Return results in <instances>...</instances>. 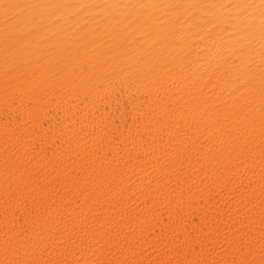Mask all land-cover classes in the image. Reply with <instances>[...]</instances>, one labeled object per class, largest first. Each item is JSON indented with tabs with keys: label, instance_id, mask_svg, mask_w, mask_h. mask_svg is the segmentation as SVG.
Listing matches in <instances>:
<instances>
[{
	"label": "bare ground",
	"instance_id": "6f19581e",
	"mask_svg": "<svg viewBox=\"0 0 264 264\" xmlns=\"http://www.w3.org/2000/svg\"><path fill=\"white\" fill-rule=\"evenodd\" d=\"M0 264H264V0H0Z\"/></svg>",
	"mask_w": 264,
	"mask_h": 264
}]
</instances>
